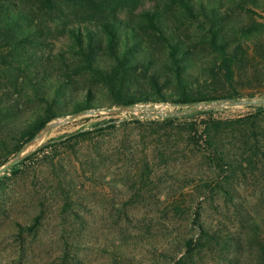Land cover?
Returning a JSON list of instances; mask_svg holds the SVG:
<instances>
[{"label":"trees","instance_id":"1","mask_svg":"<svg viewBox=\"0 0 264 264\" xmlns=\"http://www.w3.org/2000/svg\"><path fill=\"white\" fill-rule=\"evenodd\" d=\"M144 2H152L151 9L132 15ZM105 6L108 12H100ZM127 9L134 24L118 17ZM169 13L186 27V39L175 24H168ZM191 34L196 42L189 41ZM261 41L264 0H0V166L46 123L83 110L237 99L232 86L237 67L250 60L247 44ZM196 46L204 52L201 59L193 53ZM206 75L221 79L230 92L215 96L192 91V76L198 82ZM74 77L100 86L107 100L96 99L91 87H82L81 98L71 99L78 89ZM30 97L34 109L25 114L23 99ZM247 108L252 112L224 120L212 109L162 119L104 121L42 145L8 173L15 174L46 149L84 143L90 136H114L128 128L113 149L116 155L120 150L134 153L129 162L135 184L174 178L168 173L163 181L155 170L167 171L186 159L185 153H196L218 179L214 192L230 198L220 181L229 172L245 177V171L264 170V106ZM4 179L0 176V184ZM171 208L181 205L173 203ZM241 209L243 213L236 209V214L249 230L258 231L260 224L251 212ZM42 214L38 212L25 230L35 228ZM192 216L195 232L182 240V254L174 264H192L195 252L208 250L215 240L199 221L198 206Z\"/></svg>","mask_w":264,"mask_h":264},{"label":"rangeland","instance_id":"2","mask_svg":"<svg viewBox=\"0 0 264 264\" xmlns=\"http://www.w3.org/2000/svg\"><path fill=\"white\" fill-rule=\"evenodd\" d=\"M151 5L144 2L132 15L151 9ZM107 9L110 7L100 12ZM127 12L118 17L134 24ZM168 15V24H175L186 39L182 21ZM141 31L150 36L148 30ZM191 36L189 41L196 42V36ZM261 43L247 44L250 60L237 67L232 86L239 98L234 100L264 98V41ZM193 53L200 59L204 54L199 46ZM194 78L189 83L192 91L215 96L230 92L229 85L219 78L206 75L198 82ZM74 80L78 89L70 94L71 99H80L84 88L91 87L96 99L107 100L105 90L90 84L86 77ZM23 101L22 111H33L32 97ZM149 107L169 112L186 109L169 103H151ZM215 110L214 116L221 120L252 112L244 105ZM141 113L79 116L49 129L33 148L63 140L74 131L92 130V125L104 121L117 124L125 119H144L132 118ZM126 129H118L114 136H90L84 143L71 144L70 149H46L25 161L15 174L8 173L10 167L0 175L6 178L0 184V264H174L182 254V240L195 232L191 222L196 206L199 221L215 240L208 250L195 252L192 264H264V170L245 171V177L229 172L220 180L231 195L228 198L214 192L218 179L205 160L199 154L193 153V157L185 153L188 157L167 171L155 170V176L163 181L168 173L174 178L166 182L153 179V183L140 186L134 182L129 162L134 153L120 150L116 155L113 149ZM100 147H104L101 152ZM173 203H180L181 208L172 209ZM239 205L260 224L258 231L249 230L236 214V209L243 213ZM40 211L43 214L35 228L25 230Z\"/></svg>","mask_w":264,"mask_h":264},{"label":"water","instance_id":"3","mask_svg":"<svg viewBox=\"0 0 264 264\" xmlns=\"http://www.w3.org/2000/svg\"><path fill=\"white\" fill-rule=\"evenodd\" d=\"M151 103H144L139 106L137 105H129L123 107H116V108H109V109H96V110H83L72 115H68L64 118H61L59 121L55 122H48L46 123L31 139L26 141L15 153V155L8 160L5 164L0 166V175L5 171L8 170L10 167L19 163L23 158L27 155L35 151L37 148H33L41 139V137L46 133L49 129L66 123L70 120H73L76 117L83 116V115H96L99 112H103L108 115H116L122 113H136V112H143L138 116H132V118H170V117H178L185 114H189L192 112H200V111H207L212 109H220L223 107H235V106H264V98H252V99H240V100H212L206 101L203 103H194V104H185V105H176V107L182 108L185 107L186 109L181 111H164L160 108L151 109L149 107Z\"/></svg>","mask_w":264,"mask_h":264}]
</instances>
